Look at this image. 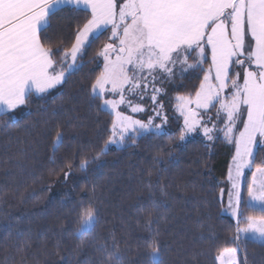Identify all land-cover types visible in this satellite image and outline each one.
Masks as SVG:
<instances>
[{
  "label": "snow or ice",
  "instance_id": "snow-or-ice-1",
  "mask_svg": "<svg viewBox=\"0 0 264 264\" xmlns=\"http://www.w3.org/2000/svg\"><path fill=\"white\" fill-rule=\"evenodd\" d=\"M64 5H82L89 16L76 28L70 47L53 49L47 31L51 17ZM105 32L110 35L97 53L103 66L90 85V95L112 116L110 135L91 161L83 157L78 167L87 170L111 145L125 146L149 134L167 135L163 85L195 75L198 87L174 97L176 118L183 120L179 141L202 131L208 141L220 139L222 133L235 145L227 173V206L222 210L235 220L234 244L243 235L264 246V160L257 163L264 151V0H0V114L66 82ZM129 112L148 117L137 119ZM157 119L161 123H155ZM63 144L64 133L56 131L52 163ZM180 146L175 143L167 151L171 154ZM73 166L64 165L65 179ZM245 210L261 215H245ZM74 211L79 221L76 235L93 232L98 210L92 202L82 199ZM145 245L151 249L146 252L148 264H160L158 239L149 235ZM102 251L119 261L115 242L111 250ZM238 252V244L223 248L216 260L241 264Z\"/></svg>",
  "mask_w": 264,
  "mask_h": 264
},
{
  "label": "trees",
  "instance_id": "trees-1",
  "mask_svg": "<svg viewBox=\"0 0 264 264\" xmlns=\"http://www.w3.org/2000/svg\"><path fill=\"white\" fill-rule=\"evenodd\" d=\"M88 16L81 8H62L50 20V46L70 47ZM108 36L92 43L58 93L33 94L16 112L0 115V264H148L149 235L159 241L160 264H217L219 251L237 244L236 224L222 210L221 190L234 155L225 140L181 144V122L173 119L167 135L109 148L87 170L78 167L110 135L112 116L90 95L102 69L97 53ZM198 84L195 75L186 76L172 93L187 95ZM56 131L64 133V144L52 163ZM175 143L181 146L169 154ZM67 162L74 166L65 179ZM82 199L92 202L98 219L93 232L77 236L74 209ZM114 242L119 261L102 251ZM239 247L241 264H264L260 243L244 240Z\"/></svg>",
  "mask_w": 264,
  "mask_h": 264
},
{
  "label": "rangeland",
  "instance_id": "rangeland-1",
  "mask_svg": "<svg viewBox=\"0 0 264 264\" xmlns=\"http://www.w3.org/2000/svg\"><path fill=\"white\" fill-rule=\"evenodd\" d=\"M109 35H110V33L109 32H107ZM99 62H100V64H101V66H103V60H102V58H99ZM78 63H79V61H78ZM179 79V78H178ZM178 79H176L174 82H169V83H165L164 85H163V87L166 89V91H167V95L166 96H164L163 98H162V100H163V102L165 103V109H164V111L168 114V116H169V121H168V123H167V125H165V129H166V132L168 133V132H172L173 130H174V126H173V119H176V121H180L181 122V125H180V127L182 126V124H183V120H182V118H180V119H177L176 117H178V113H175V111H174V103H175V101H174V95H173V93H172V90L177 86V82H178ZM158 86H160V85H158ZM60 91V87H58V88H56L55 90H54V93H58ZM146 107H148V108H151V105L150 104H146ZM215 109H211L210 110V112H209V114L210 115H214L215 114ZM128 114H130V115H134L135 116V118H137V119H147V117H148V114L147 113H145V114H133V113H128ZM155 123H157V124H159V123H161V121L159 120V119H157L156 121H155ZM221 127H222V125H220ZM238 134V133H237ZM221 135V138L220 139H223V134L221 133L220 134ZM197 138H202V139H204L205 141H207L208 143H214L215 141H217V140H214V141H208L204 136H203V134H202V131L201 132H197V133H192V134H190L187 138H186V140L185 141H183V142H181V144H185V143H187L188 141H190V140H192V139H197ZM139 139V138H138ZM220 139H218V140H220ZM224 140V139H223ZM229 146H231L232 147V149H233V154H234V152H235V145L234 144H229L227 141H225ZM128 143H130V142H126V145L128 144ZM125 145V146H126ZM125 146H121V147H117L116 145H111L109 148H112V147H115V148H123V147H125ZM248 179H249V181L251 180V173H248ZM229 188H230V184L227 182V185H226V187L223 189V194L221 195V199H222V201L224 202V207H226L227 206V193H228V190H229ZM223 213L226 215V216H228V217H230L234 222H235V220L232 218V216H231V214L229 213V212H225V211H223ZM241 227H244L245 225L244 224H241L240 225ZM244 240H250V239H247V238H245L243 235L241 236V238L238 240V241H236L237 242V244L238 245H240V243L242 242V241H244ZM239 254H240V247H239V252H238V260H239ZM217 264H218V261H217Z\"/></svg>",
  "mask_w": 264,
  "mask_h": 264
},
{
  "label": "crops",
  "instance_id": "crops-1",
  "mask_svg": "<svg viewBox=\"0 0 264 264\" xmlns=\"http://www.w3.org/2000/svg\"><path fill=\"white\" fill-rule=\"evenodd\" d=\"M68 6H72V5H64V6H62V8H64V7H68ZM72 7H74V6H72ZM79 8L84 9L82 5H81ZM105 33H107V32H105ZM109 33H110V32H109ZM60 86H61V85L57 86V88L60 87ZM55 89H56V88H55ZM55 89H52V90H50L49 92H52V91H54ZM49 92H48V93H49ZM46 94H47V93H46ZM35 95L41 96V95H45V94H35ZM23 106H24V105L19 106L17 109L12 110V111H9V112H7V113H5V114H12V113L16 112L17 110H19L20 108H22ZM0 115H2V114H0Z\"/></svg>",
  "mask_w": 264,
  "mask_h": 264
}]
</instances>
